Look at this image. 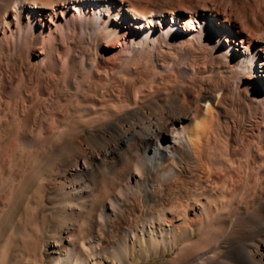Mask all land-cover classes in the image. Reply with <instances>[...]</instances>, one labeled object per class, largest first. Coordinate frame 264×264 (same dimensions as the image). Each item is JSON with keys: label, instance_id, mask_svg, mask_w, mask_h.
<instances>
[{"label": "bare ground", "instance_id": "bare-ground-1", "mask_svg": "<svg viewBox=\"0 0 264 264\" xmlns=\"http://www.w3.org/2000/svg\"><path fill=\"white\" fill-rule=\"evenodd\" d=\"M258 72L264 0H0V264H264Z\"/></svg>", "mask_w": 264, "mask_h": 264}, {"label": "rangeland", "instance_id": "rangeland-1", "mask_svg": "<svg viewBox=\"0 0 264 264\" xmlns=\"http://www.w3.org/2000/svg\"><path fill=\"white\" fill-rule=\"evenodd\" d=\"M72 12L73 11L70 10V14ZM10 16H11V18H14V16H16V15L11 13ZM168 22H169V20H168ZM41 29L42 28H41L40 23L36 21L35 31H38V32L40 31L41 32ZM233 36L234 35H232V37ZM223 44L224 45H222V47L225 48L226 47V45H225L226 43L224 42ZM110 50L112 52H117L118 51L116 47H111ZM230 52L231 51H229V53ZM30 59L32 61H34V62L37 61V60H40L39 57L36 56V52L32 54V57ZM257 74H259L258 77H257V79H260V82L258 83L259 84V88H260V93H258V95L260 97L259 99H261V97L263 95V91H264V81H263L264 76H260V75H262L261 72H258ZM22 78H23L22 74L19 75V73H15V75L12 77L13 82H15L17 80H20ZM34 113H35V111L32 112V122L33 123H35ZM46 173H47V171H45L44 175ZM40 178L41 177L32 178L29 181L28 186L25 187L26 188V189H24L25 192L23 191V195L21 196V199L17 202V204L15 206V209L13 211V216H11V219L9 220V223L7 221L8 224L5 223L6 225H8V227L5 225V227H4L5 228V231L6 230L8 231V229L10 228V226H12V224H15V222L17 223L16 220L18 219L19 215H22L23 213L26 212V209H25L26 205L25 204L28 201V199L32 196V194L36 191L37 185H38V183L40 181ZM160 179H162V178H160ZM36 198H34L33 200H39L40 199L39 196H37ZM12 220L15 221V222H12ZM4 228H3V230H4ZM7 231L6 232H4V231L1 232L0 231V242H1L0 245L6 239L7 234H8ZM13 247H14L15 251H17V252L23 250V248H24L22 245H18V244L14 245ZM145 255H146V247H145V245L142 242L141 243L135 242L133 244V246H132V258H133L135 264H165L166 260L172 257V254L171 253H167L166 256L161 257V258H155V259H153L150 256L148 260H144ZM112 259H110V261H112L111 263L112 264H117V261L115 259H113V260ZM114 261H116V262H114Z\"/></svg>", "mask_w": 264, "mask_h": 264}]
</instances>
